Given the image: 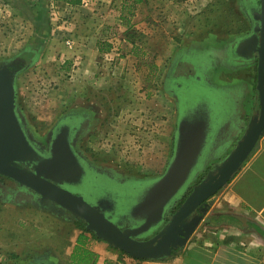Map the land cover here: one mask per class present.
I'll list each match as a JSON object with an SVG mask.
<instances>
[{"label":"rangeland","instance_id":"374dc122","mask_svg":"<svg viewBox=\"0 0 264 264\" xmlns=\"http://www.w3.org/2000/svg\"><path fill=\"white\" fill-rule=\"evenodd\" d=\"M75 1L0 0V67L12 63L18 69L15 108L32 143L40 144L60 124L82 118V124L75 119L74 142L84 162L97 174L128 181H97L94 192L87 181L79 195L94 208L102 203L104 216L118 229L131 230L144 221L130 215L147 193L149 185L141 181L157 180L172 157L176 105L170 95L178 97L180 111L196 118L197 98L212 93L196 80L194 61L185 64L186 52L210 37L220 41L231 20L240 21L230 23L227 31H247L251 13L243 0H143L132 15L122 10L121 0ZM205 20L225 22L221 34ZM97 44H109V52L99 55ZM170 77L174 83L167 92ZM174 138L175 155L180 140ZM191 147L190 162L196 165V140ZM100 193L111 195L98 200ZM7 205L0 204V264H31L42 254L69 264L72 244L78 234L84 236L79 224ZM153 231L137 240L153 239ZM74 258L79 264L95 262L93 255Z\"/></svg>","mask_w":264,"mask_h":264},{"label":"water","instance_id":"95a60500","mask_svg":"<svg viewBox=\"0 0 264 264\" xmlns=\"http://www.w3.org/2000/svg\"><path fill=\"white\" fill-rule=\"evenodd\" d=\"M254 19L258 21L259 27L253 29L252 36L239 42L237 51L240 54H256L258 57L255 86L258 115L251 121L234 151L220 166L209 172L200 184L191 187L182 204L173 213L172 207L187 192V183L196 169L194 162H190L189 150L193 152L191 146L196 140L197 163L204 143L203 134L199 131L179 133L178 151L175 155L173 153L163 174L149 184L147 193L135 210L130 211L131 216L136 215L144 220L143 224L131 230H120L106 219L102 203H97L94 208L81 197L56 186L62 181L60 176L67 173L66 167L74 163L68 144L61 137L53 141L51 159L33 166V171L16 166H32L37 157L30 145L31 141L23 132L15 108L14 81L18 69L9 71L7 65L0 67V176L40 196L42 206L54 204L66 210L74 220L81 221L84 229L96 239L133 259L160 260L171 256L187 243L202 221L205 202L228 184L264 133V0H259V13L255 14ZM192 134L195 136L190 138ZM162 223L164 225L160 227ZM151 228L153 232L157 231L154 235L156 237L137 240L139 235Z\"/></svg>","mask_w":264,"mask_h":264},{"label":"crops","instance_id":"0c3cea01","mask_svg":"<svg viewBox=\"0 0 264 264\" xmlns=\"http://www.w3.org/2000/svg\"><path fill=\"white\" fill-rule=\"evenodd\" d=\"M250 29L224 35L220 41L210 37L209 41L196 43V48L189 50L196 52V80L203 82L212 92L209 93L212 100L211 107L209 99L196 102L198 108H205L208 122L196 129L204 135V143L187 189L195 186V181L198 185L203 176L224 162L258 115L252 56L237 51L239 42L249 37L242 38ZM167 129L170 134V128ZM161 163L155 167L159 168ZM144 181L155 180L146 178L141 182ZM7 206L13 207L10 204ZM204 208L203 219L187 243L169 257L136 260L105 242H92L91 233L86 231L82 232L83 238L78 234L66 261L74 264L71 257L78 248L95 256L93 264H264V133L237 173L224 188L205 202ZM39 213L50 220H58L46 213ZM79 239L89 243H80ZM34 259L30 263L63 264L60 259H49L44 254L37 261Z\"/></svg>","mask_w":264,"mask_h":264},{"label":"flooded vegetation","instance_id":"af4514ba","mask_svg":"<svg viewBox=\"0 0 264 264\" xmlns=\"http://www.w3.org/2000/svg\"><path fill=\"white\" fill-rule=\"evenodd\" d=\"M243 1H245L247 4V6H246L247 11L248 12L250 11V13H251V19L249 21V23H250L249 26L251 27V29L249 32L245 33L244 37H242V38H246L248 36L249 37L252 36L253 29L255 27H259L258 21H256L254 19L255 14L259 13V0H243ZM248 30H249V28H248ZM257 35H259V32H257ZM190 51L186 52L189 55H188V57L184 58L183 60L185 61V64H187V62H189L190 60H193L194 64H195L194 67H196V52L191 53ZM251 56H252L251 57L252 62L254 63V73H255V83H256L257 61H258L257 58L258 57L256 54H253ZM177 64L178 65L181 64L179 58H177ZM185 64H183V65H185ZM7 68L9 71H13L14 69H17V67L12 63L7 64ZM191 70H192V67L190 66L189 71H191ZM173 81L174 80L172 78L166 80L164 87L167 90V92H169V87L174 83ZM174 85H177V84L175 83ZM199 94H200V92H199ZM205 94H206V96L204 97V99L208 100L211 95L209 94V92H205ZM170 96L173 97L172 99L175 102L174 105H176V108H175L176 126H175V132H174L175 135H179L180 132H182V133L183 132H185V133L193 132L192 131L193 128L191 126L193 125V123H195L194 121H196V123H195L196 129L200 128L201 127L200 125H202V123L207 125L208 119L205 118V115H206L205 108L196 107V118H192L187 113H183L182 111H180L178 109V103H177L178 97H175V94H172ZM197 99H201V98L198 97ZM18 119H19V117H18ZM75 119H77L79 124H82L81 123L82 118H72L71 120H68L67 122H64L63 124H60L59 126L54 128L52 131L48 132L46 134V138L48 137L49 133H50V137L45 139L44 142H42L40 144L30 142L32 150L34 151V153L36 154V157H37L35 160V163L32 166H29V165L26 166V165H20V164H17L16 166L21 168V169H25V170L31 172L34 169L33 166L41 165L43 162H46L49 159H51V151H52L53 141L56 139V137L59 136V137H61V139L63 141L67 142L70 154L74 157V163L75 164L70 163L67 166L69 168L66 167L67 173L64 176H62V175L60 176V177H62L61 178L62 181L59 184H57L56 186H58L59 188H61L63 190L68 191L69 193H71L73 195L81 197V195H79V189L84 185L87 186V181L90 185V190L92 192H94L92 190V187L94 185L93 183L97 182V181L98 182H104L107 185H112V184L121 185L122 183L127 182L126 180L119 182L117 180H114V179L106 176V175L97 174L96 171H94L88 164H86L84 162L83 157L81 155H79L78 151L75 148L76 142H74V140L76 138L75 134L77 131L76 124L78 123ZM21 126H22L24 134H26L25 129L23 128L24 126L22 124H21ZM175 135L173 136L172 142H171L172 155H173ZM212 171H214V170H212ZM214 174H215V172H214ZM205 177L206 176H203V178L198 182V184H200L205 179ZM144 182H147V181H144ZM150 183L151 182H147L146 186H148ZM193 185H196V181L194 182ZM190 189H191V187H189L187 192L185 193V195L179 201H177L175 203L174 208L172 209V213L182 204L183 200L188 195ZM98 195H101V196H98L96 198L99 200L100 198H103V197L108 198V196H110L111 194L100 193ZM10 203H12L13 205L16 204V206H18V207L33 208L34 210H37V211L42 212V213H46V214H48V215H50V216H52L58 220H61L65 223H68V224L73 225L75 227H78V224H79V226L84 227V225L81 221L74 220L72 218L71 214L68 213L66 210H63L54 204L51 205V203H48L51 206H48V205L42 206L40 196L33 193L32 191H30L27 188L22 189V188H20V186L16 182H13L7 178L0 176V204H10ZM87 204L90 205L89 203H87ZM163 223L160 227H162L164 225ZM156 232L157 231H155L153 234H156ZM34 261H37V260L34 259ZM31 264H33V263H31ZM34 264H38V263L35 262Z\"/></svg>","mask_w":264,"mask_h":264},{"label":"trees","instance_id":"16d2710c","mask_svg":"<svg viewBox=\"0 0 264 264\" xmlns=\"http://www.w3.org/2000/svg\"><path fill=\"white\" fill-rule=\"evenodd\" d=\"M55 1H58V0H55ZM60 1H64V2H66V1H69L71 4L73 3V4H75V3H78V2H76L75 0H60ZM224 1H226V0H222L221 1V4H224ZM143 2V0H121V4H122V10H128L127 12H128V14L129 15H132L131 14V11H133L134 9H135V7L136 6H138V5H140L141 3ZM236 19V18H235ZM206 21V26H208V25H210V27L214 30V31H216L217 33H215V34H221V31H222V26H221V24H225V22L224 23H220V21L218 20H205ZM217 21V22H216ZM232 22H229V23H226L225 24V30H223V34L224 35H226L227 33L226 32H228L229 34H227V35H231V34H235V33H238V32H241L240 31V29L238 30V31H236V32H234V31H227L226 30V27H228V25H230V23H232L233 25H234V23H238V21H240L239 19H236V20H231ZM237 21V22H236ZM97 50H98V53H99V55H101V54H104V53H106V52H109V50H110V45L109 44H104V45H100V44H97ZM80 228H81V230H83V232H86L85 230H84V228H83V226H80ZM91 236H92V238H94L95 239V237L91 234ZM78 249V248H77ZM75 249L74 250V252H73V254H72V257H71V259L73 258V260H71L74 264H79L80 262L77 260V258L75 259L74 258V256H75V254H77V255H79V256H85L86 257V259L87 258H90L91 256H92V254H90V253H88L87 251H81L80 249ZM94 256V255H93ZM95 257V256H94Z\"/></svg>","mask_w":264,"mask_h":264}]
</instances>
